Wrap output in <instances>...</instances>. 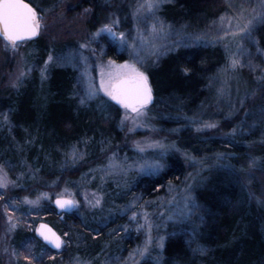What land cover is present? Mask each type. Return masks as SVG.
<instances>
[{
  "label": "trees",
  "instance_id": "1",
  "mask_svg": "<svg viewBox=\"0 0 264 264\" xmlns=\"http://www.w3.org/2000/svg\"><path fill=\"white\" fill-rule=\"evenodd\" d=\"M27 1L32 5L35 3L34 0ZM44 1L47 4L50 0ZM127 1L87 0L85 7L94 10V15L87 22L89 29L93 28L101 17L102 12H99L101 2L112 4L113 11L125 20L128 14ZM260 1L262 0H174L172 7L174 17L169 22L161 19L171 30L182 31L187 35L193 33L206 35L218 25L223 16L229 15L233 19H238V16L244 14L243 18H247L259 6ZM252 28L250 26L247 34L243 32L239 35V38L242 37L240 57L243 61L240 79L242 82L245 81L244 87L249 92L242 109L230 120L222 119L221 104L216 106L219 117L210 115L209 112L204 114L212 122H217V129L222 131L220 135L194 131L189 118L194 116L196 111L198 112L197 109L208 110L215 106L212 105L213 103L216 104L215 100L210 98L214 90L211 87L219 78L226 62V52L223 47L219 43H216L217 46L205 44L183 47L176 53L165 55L157 62V67L149 71V83L152 88L155 86L157 91H154L155 109L152 116L162 128H175V126L178 128V132L171 135L170 140H175V147L183 151V160L177 153L170 152L166 158L165 171L156 178L139 181L136 191L125 192L120 188L119 191H113L112 183L115 182L106 185L108 188H104L105 206L112 208L109 215L111 219L106 227H100L99 223L104 220L107 210L91 215H77L75 212L63 214L52 207L51 203L48 207L50 209H46L47 212L43 214V220L50 223L58 232L67 234L65 235L66 251H53L43 244L35 233L21 229L16 231L11 242L18 247L20 242L33 240L37 249H43L54 257L48 264H55L60 259L71 261L79 259L90 264H99V262L113 264L112 261L123 257L126 250L137 247L141 237L135 234L122 215L118 213L115 215L112 210L122 209L124 205L135 199L136 192H139L141 197H138V202L147 201L146 203L150 204L147 210L150 211V208H154L162 197L164 189L185 180L188 189L191 181L196 184L193 205L188 208L191 212H187L180 223L171 222L168 229L166 228L157 264H264V201L259 196L260 185L257 179L259 176L264 177V19ZM57 38V36H47L36 42L38 65L44 62L49 52L52 51L56 56H60L74 45L73 38L66 32L60 37L58 44ZM49 39H53V42ZM107 47L106 56L118 61L122 60L124 57L122 53L119 54L111 45ZM186 68L190 71H185ZM36 74L38 73H33ZM76 78V71L70 67H53L50 77L45 80L52 81V97L57 105L54 106L53 111L42 112L30 107V98L21 99L19 110L17 113L13 112L16 110L13 107V97L17 92L10 94L5 88L2 89L0 84V106L6 109L5 112H9L10 130L18 129L24 122L32 134L36 129L35 123L40 125L41 134H39L45 138L51 137L50 146L45 145L43 148L46 155L51 154L54 148H57L56 154L61 150L59 147L67 149L66 143L69 140L77 142L82 139L90 142L91 139H97L101 145L99 144V149L95 152L99 154L103 149L107 151L109 147L111 149L116 147L121 140V136L115 131L116 121L120 116V109L116 104L97 100L108 106L107 112L106 110L98 112L94 101L90 102L81 118L77 117L76 111L71 112L70 108L63 106L67 97L72 98L73 106H80L76 102L78 99L73 97L76 92ZM37 81L41 82L39 79ZM25 82L26 79L19 89L24 88ZM196 97L202 99V106L197 105V108L192 102ZM189 101L193 105L189 106V116L184 120L182 117H185L186 109L180 112L174 108L172 102L181 105ZM109 110L114 113H109ZM40 112L42 114L38 117ZM2 118L0 117V128L7 130ZM232 129L236 131L233 132ZM10 130L7 132L10 133ZM227 132L229 133L226 134ZM1 143L0 148H4ZM59 159L60 156L56 158L58 168L56 173L48 174L41 166L36 167L41 170L38 173L48 177L47 179L63 177L65 172L60 169L63 166ZM30 160L33 161L32 158ZM185 161L191 162L187 166ZM0 163L6 164L7 161L0 157ZM94 164L81 169L63 168L71 170L69 184L80 180L78 178L80 172L91 167L97 169L98 165ZM199 173H202V176H199ZM189 174L191 178H187ZM197 178H202V182ZM89 179L87 178L86 181L88 186L95 187L88 182ZM252 195L259 198L257 197L255 201ZM151 203L154 205L151 206ZM2 223L0 214V232ZM106 250H109V253ZM154 252L156 254L157 250ZM142 264L152 263L148 260Z\"/></svg>",
  "mask_w": 264,
  "mask_h": 264
},
{
  "label": "rangeland",
  "instance_id": "2",
  "mask_svg": "<svg viewBox=\"0 0 264 264\" xmlns=\"http://www.w3.org/2000/svg\"><path fill=\"white\" fill-rule=\"evenodd\" d=\"M86 1L50 0L46 4L44 0H34L33 7L40 13L43 21L41 30L37 38L18 43V47L15 49L6 44L3 38L0 37V84L2 89L5 88L10 94L17 92V95L13 97V107L16 109L13 112L17 113L23 98L31 99L30 107L34 110L41 112L53 111L57 103L52 97V81L45 79L50 77L53 67H70L77 74L75 80L76 92L73 97L78 99L76 102L80 106H77L78 109H76V106L72 105L74 101L68 97L65 98L63 106L70 108L71 112L76 111L77 117L81 118L82 113L85 112L84 109L88 108L90 102L94 101L98 112L100 110L104 112L106 110L107 112L108 106L97 100L116 104L120 109V116L117 118L115 131L121 136V140L116 147L112 149L109 147L107 151L103 149L100 154L95 152L99 149L100 144L97 139H91L90 142L81 139L77 142L74 141L75 143L69 140L66 143L67 149L59 147L61 150H58L56 154L57 148H54L51 154L46 155L43 148L45 145L50 146L51 139L49 140V138L51 137L45 138V136L40 135V125L35 123L34 127L36 129L32 131V134L28 125L24 122L18 129L10 130L9 112H5L6 109L2 108V105L0 106V117H3L1 120L4 121L7 128V130L0 128V142L4 146V148H0V157L5 158L7 161L6 164L0 163V165L3 166L8 179L6 187L0 186V214L3 220L1 224L2 231L0 232V264H48L54 258L43 249H37L33 240L20 242L18 247L11 241L19 229L34 233L36 225L44 221L43 214L47 212L46 209H50L48 207L51 206V203L52 207L56 208L54 201L57 199L58 194L72 196L80 202L79 205L73 207L72 211L62 212L63 214L75 212L77 215H91L107 210L104 220L99 223L100 227H106L111 219L109 215L112 209L105 206L106 193L104 188H108L106 185L115 182L112 183L113 187L111 189L113 191H119L118 188L125 192L129 190L136 191L139 181L156 178L165 171L166 158L170 152L177 153L183 160V151L181 152L175 147V140H170L171 135L178 132V128L176 126L175 128H162L152 116L154 106L146 107V113L134 120L133 117L136 114L132 110H126L124 105L117 100H113L102 90L98 95L87 96L89 76L93 78L94 85L99 87L101 68L103 67L105 74H107L112 70V66L109 64L110 61L115 62L116 65H122L125 61H129L141 71L147 73L149 78V71L153 69L161 57L165 56L167 51L205 44L217 46L216 43H219L226 52V62L224 68L220 71L219 78L211 87L214 90L210 98L215 100V106L221 104L222 119L230 120L238 114L247 95H249L243 84L245 81L242 82L240 79L243 61L240 57L242 37L239 38L241 33L245 32L247 34L248 31H240L239 29L244 28L246 21L249 19L253 21L251 28L262 22L264 19L262 1L247 18H243L244 14L238 16V19H233L229 15L223 16V20L220 19L218 25L213 27L206 35H202V33L187 35L182 31L171 30L163 22L161 18L169 22L174 17V9L172 8L175 3L174 0H161L160 6L155 9L147 7L149 0H128L126 4L128 14L125 20L116 11H113L112 4L108 5L107 2H101V9L99 10V12H102L101 17L93 28L89 29L87 22L94 15V10L85 7L87 6ZM141 5H144V7H141ZM258 13L261 15H257ZM104 24H111L115 31L124 32L126 42L122 43L119 37H114L108 32H102L99 36L94 37L93 33ZM153 25H155V28ZM65 32L73 38L74 45L62 52L60 56H56L52 51L49 52L44 62L38 65L36 42L47 36H57L56 43L58 44L60 37ZM49 40L53 42V39ZM83 44H88L89 47L82 48ZM109 45L114 47L119 54H123L122 60L118 61L106 56L107 46ZM233 55L241 60V63L236 67H232L231 58ZM49 56H52L53 59L49 60ZM85 58H87L86 62ZM49 69H51L50 72ZM34 72L38 74L33 75ZM28 77L30 78L28 79ZM25 79L24 88L21 90L19 87ZM37 79L42 83L38 82ZM153 89L156 91L155 86H153L152 91ZM184 108L185 102H183ZM80 109L84 111L81 112ZM197 110L198 114L189 118L194 131L220 135L222 131L217 129V122H212L209 120L210 118L201 115L207 113V110ZM126 111L127 116L125 115ZM41 112L38 117L42 114ZM109 113L113 114L114 112L109 110ZM183 119L185 120L184 116ZM206 123H212L215 126L202 127ZM9 130L10 133L7 132ZM15 135H18V137ZM74 150L77 152L75 160L72 156ZM58 156H60L61 166L65 169L68 167L70 169L75 167L81 169L84 166H92L94 163L98 166L95 170L93 169L95 167H91L80 172L78 177L80 180L70 182V184L68 178H71L69 174L71 170H64L62 167L60 168L61 171L65 172L63 177L47 179L48 177L41 176L38 173L41 170L36 167L41 166L48 174L56 173L58 170L56 158ZM31 158L33 161L30 160ZM153 160H161L165 167L158 171H142L137 166ZM185 162L188 166L191 161ZM198 175L202 176V173ZM189 177H192L191 174L187 176V178ZM87 178H90L88 182L95 185V187L88 186ZM197 179L202 182V178ZM257 179L260 185L258 187L259 196L264 201V177L259 176ZM246 183L249 185V182L246 181ZM188 188L189 186L184 180L178 185L164 189L162 197L156 202L154 208H150V211L147 210L150 206L149 203H146L147 201L144 203L138 202V197H141L139 192H136L137 197L124 205L122 209H113L112 212L115 215L118 213L126 219L129 227L134 230L136 235L141 237V241L137 247L126 250L123 257L115 258L112 263L142 264L144 261L149 260L152 264H157L159 251L162 249L160 237L165 239V230L168 229L169 224L171 222L180 223L186 216L185 213L188 212L190 205H193L192 199L196 184L191 181L190 189ZM65 189L69 191L66 192ZM106 192L108 193V191ZM44 193L50 195L45 196ZM259 196H256V198H259ZM25 197H29L33 201L38 200V202L35 204L29 203L24 199ZM97 198L100 199L99 204H95ZM252 198L256 201L253 195ZM90 200L93 201L94 206L88 203ZM153 205L151 203V206ZM133 213H136L135 217H133ZM9 216H12L13 219L9 220ZM145 216H147V219ZM60 234L65 241L60 251H66L65 235L67 236V234ZM145 246L148 248L147 252L143 251ZM154 250H157L156 254ZM107 252L109 253V250ZM55 264L90 263L79 259L72 261L60 259Z\"/></svg>",
  "mask_w": 264,
  "mask_h": 264
},
{
  "label": "snow or ice",
  "instance_id": "3",
  "mask_svg": "<svg viewBox=\"0 0 264 264\" xmlns=\"http://www.w3.org/2000/svg\"><path fill=\"white\" fill-rule=\"evenodd\" d=\"M161 0H149L147 7L151 9L158 8L160 6ZM262 6H264V0H262ZM144 7V5H141ZM261 15V14H257ZM223 20V17H221ZM42 17L37 9L33 7L32 4L27 3L26 0H0V33H2L6 40L11 43L12 48L18 47L17 41H21L26 37H34L39 34L42 26ZM118 23V21H116ZM252 19L246 21L245 27L239 29L240 31H250V26L252 25ZM155 28V25H153ZM102 32L111 33L114 37H119L120 41L126 42V37L124 32H117L114 30L111 24L102 25L96 32L93 33L94 37L99 36ZM88 44H83L82 48H88ZM135 47V45H133ZM52 60V56L48 57ZM87 58H85V62ZM232 67H236L241 63L235 55L231 58ZM109 64L112 66L107 74H105L103 67L101 68V75L99 80V87H96L93 83V78L89 76V86L87 96H95L103 92L107 93L108 96L112 97L114 100L119 101L120 104L124 105V108L131 109L133 113L136 114L133 117L134 120L138 119L141 115L145 114L147 109L146 106L152 102L153 93L152 86L148 81L147 73L141 71L134 64L129 61H125L122 65H116L115 62L110 61ZM185 71H190V69H185ZM83 102V101H82ZM125 115L128 113L126 111ZM212 123H206L202 127H214ZM233 132L236 129H232ZM158 143V142H154ZM221 156L223 154H220ZM73 160L77 158V152L74 150L72 153ZM115 156V154H113ZM195 159V157H193ZM142 171H158L165 167L161 160H153L151 162H146L145 164L137 165ZM8 183L7 174L3 170V166L0 165V186L6 187ZM65 191H69L65 189ZM45 196L50 195L44 193ZM29 203H37L38 200L33 201L29 197L24 198ZM61 208H71L79 205V200L74 199L72 196L58 194L55 201ZM90 205H93V201H88ZM100 199L95 200V204H99ZM94 206V205H93ZM191 209H188V213ZM188 213H185L187 215ZM136 213H133V217ZM147 219V216H145ZM9 220L13 219L12 216L8 217ZM43 227V226H42ZM44 238L51 244H54L56 248H61L65 241L57 233H46L42 232ZM164 237H160V246L163 247ZM150 242V239H149ZM144 252L148 251L147 246L143 249Z\"/></svg>",
  "mask_w": 264,
  "mask_h": 264
},
{
  "label": "water",
  "instance_id": "4",
  "mask_svg": "<svg viewBox=\"0 0 264 264\" xmlns=\"http://www.w3.org/2000/svg\"><path fill=\"white\" fill-rule=\"evenodd\" d=\"M0 35L4 38V40L8 43V44H10L11 45V43L9 42V41H7L6 40V37L2 34V33H0ZM37 36V35H36ZM36 36H34V37H36ZM34 37H26V38H24L23 40H21V41H17V43H19V42H22V41H24V40H29V39H32V38H34ZM152 101H153V99H152ZM152 103V102H151ZM55 201H56V199H55ZM54 201V205H55V207L59 210V211H61V212H70V211H72V209H73V207H71V208H61L56 202ZM43 226V227H42ZM42 232H46V233H57V234H59L61 237H62V235L53 227V226H51L50 224H48V223H46V222H39L37 225H36V228H35V235H36V237L39 239V240H41L45 245H47L50 249H52L53 251H60L61 250V248L63 247H61V248H56L55 247V245L54 244H51L49 241H47L45 238H44V235H42ZM63 238V237H62Z\"/></svg>",
  "mask_w": 264,
  "mask_h": 264
},
{
  "label": "bare ground",
  "instance_id": "5",
  "mask_svg": "<svg viewBox=\"0 0 264 264\" xmlns=\"http://www.w3.org/2000/svg\"><path fill=\"white\" fill-rule=\"evenodd\" d=\"M101 9V5L99 6V10ZM106 10V9H105ZM104 10V11H105ZM38 37V35L36 36V37H34V38H32L31 40H33V39H35V38H37ZM4 40V39H3ZM5 41V40H4ZM22 42H27V40H24V41H22ZM5 43L6 44H8L6 41H5ZM19 43H21V42H19ZM18 44V43H17ZM10 47H11V45L10 44H8ZM179 50H178V48H176V49H174V50H170V51H167L166 53H165V55H168V54H170V53H176V52H178ZM164 57V56H163ZM163 57H161L160 59H159V61L160 60H162V58ZM167 57V56H166ZM158 61V62H159ZM157 67V65L155 64L154 65V69ZM154 92V90L152 91V93ZM200 97V96H199ZM199 97H196V99H194V101H192V102H194V104H196V108H197V105L198 106H202V99H199ZM203 97V96H202ZM114 100V99H113ZM154 103H155V94L153 93V101H152V103H150V104H148L146 107H149V106H154ZM172 104L173 105H175L174 106V108L175 109H177V110H179L180 112H182L183 110L185 111V109H186V114H185V118H187L188 116H189V106L192 104L193 105V103H191V102H189V103H187V104H185V108L183 109V103L180 105V104H178L177 102H172ZM212 105H216V104H212ZM195 108V107H194ZM76 109H77V106H76ZM129 110H131V109H129ZM193 110V109H192ZM201 110H207V109H201ZM210 113V115H213V116H215V117H219L218 115H217V113H219L218 112V108L216 107V106H213L211 109H208L207 110V113ZM195 114H198V112L196 111L195 112ZM201 115H204V114H201ZM182 119H183V117H182ZM180 120V119H179ZM252 219V218H251Z\"/></svg>",
  "mask_w": 264,
  "mask_h": 264
}]
</instances>
